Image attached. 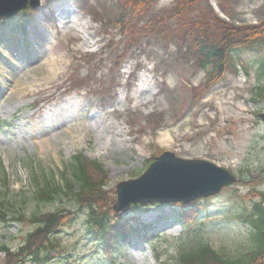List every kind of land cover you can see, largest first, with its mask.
Instances as JSON below:
<instances>
[{
    "label": "rangeland",
    "instance_id": "374dc122",
    "mask_svg": "<svg viewBox=\"0 0 264 264\" xmlns=\"http://www.w3.org/2000/svg\"><path fill=\"white\" fill-rule=\"evenodd\" d=\"M40 1L39 9L26 17L31 19L25 31V17L0 22L1 197L15 203L22 195L32 196L35 175L61 185L63 178H71L70 162L80 153L103 166L111 192L144 174L157 152L207 160L237 176L241 169L253 176L264 172V103L252 101L253 88L262 84L255 71L228 76L204 91V71L193 67L186 51L169 44L167 50H129L133 55L121 62L117 75V59L127 50L117 31L102 27L89 14L99 6L97 0H86L82 7L78 0ZM176 1L154 2L149 16L132 25L142 28L151 16L166 15ZM210 10L224 18L217 0H202L182 22H194ZM236 10V23L257 24L264 19V0H239ZM169 23L179 32L176 20ZM92 56L96 67L88 62ZM93 92L103 95V106ZM259 190L264 192V184ZM248 192L244 187L225 189L200 218L208 243L231 258L251 243L249 227L233 217L228 203ZM182 210L161 204L133 207L126 217L149 223L146 232L160 236L151 242L132 234L115 263L105 258L82 222L65 229L62 237L73 246V264H159L154 247L162 261L173 256L183 234ZM23 230L14 223L0 224L2 240L14 248Z\"/></svg>",
    "mask_w": 264,
    "mask_h": 264
},
{
    "label": "trees",
    "instance_id": "16d2710c",
    "mask_svg": "<svg viewBox=\"0 0 264 264\" xmlns=\"http://www.w3.org/2000/svg\"><path fill=\"white\" fill-rule=\"evenodd\" d=\"M156 1L120 0L118 4L109 5L107 0H97L99 6L88 11L102 27L117 31L122 44L125 43L127 51L120 53L116 62L117 75L121 62L127 55H133L132 50L150 46L167 50L169 44H174L179 52H187L196 70L205 72L204 91L224 82L228 76H237L241 71L248 76L255 71L257 82L262 84L253 88L252 101L264 103V19L254 25L236 23L239 0H217L224 18L210 10L208 16L202 15L194 22L183 24L184 16L189 17L202 0H177L166 15L151 16L142 28H136V20L149 16V8ZM78 3L82 7L86 0L84 3L78 0ZM173 20L178 23L179 32L169 23ZM88 62L96 67L93 56ZM71 84L73 88L78 85L75 80ZM93 94L103 106L106 101L103 95ZM179 100L177 97L172 103ZM153 116L160 119L158 123L162 122L161 116ZM159 154L161 152L156 155ZM69 170L71 178H63L61 185L45 175L41 179L35 175L33 195H22L15 203L4 199L6 195L0 196V224L16 223L21 229L25 228L16 248L0 236L3 264H51L64 259L65 264H73V246L63 240L62 233L77 222L83 223L85 232L105 258L115 263L129 233L136 228L124 216L111 210L115 193L106 189L108 174L98 161L89 160L80 153L72 158ZM241 173L244 176L239 177L237 185L245 186L250 192L231 197L228 206L234 218L251 228L249 249L231 258L208 243L204 235L205 223L200 216L209 210L206 208L209 199L207 204H194L196 206L186 211L185 217L183 215L185 231L177 240L173 256L162 261L158 248L154 247L159 264H264V192L259 190L264 184V172L258 177L248 176L245 171Z\"/></svg>",
    "mask_w": 264,
    "mask_h": 264
},
{
    "label": "water",
    "instance_id": "95a60500",
    "mask_svg": "<svg viewBox=\"0 0 264 264\" xmlns=\"http://www.w3.org/2000/svg\"><path fill=\"white\" fill-rule=\"evenodd\" d=\"M40 0H0V19L10 18L28 8H37ZM237 178L228 170L204 160H187L165 152L157 157L139 178L116 186V214L132 206L149 203H190L213 197Z\"/></svg>",
    "mask_w": 264,
    "mask_h": 264
}]
</instances>
